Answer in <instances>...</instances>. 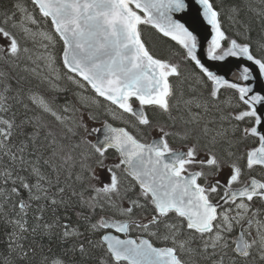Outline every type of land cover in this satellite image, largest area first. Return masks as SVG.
<instances>
[{
    "label": "snow or ice",
    "instance_id": "obj_1",
    "mask_svg": "<svg viewBox=\"0 0 264 264\" xmlns=\"http://www.w3.org/2000/svg\"><path fill=\"white\" fill-rule=\"evenodd\" d=\"M31 5L29 10L23 0H15L0 17V37L7 41L0 44V60L11 65L30 51L21 47L18 34L25 41L38 37L46 49L62 43L63 78L80 91L75 93L79 107L63 106L72 116L62 115L36 93L29 95L30 103L73 135L77 128L89 135L101 131H89L85 123V116L97 119L93 108L106 109L136 134L105 121L103 139L82 140L89 148L81 162L86 175L76 180L87 181V187L78 192L61 184L73 157L55 163L63 147H56L51 131L45 136L51 137V158L43 160L51 172L42 169L36 141L47 126L13 111L9 100L23 104L22 89L10 97L5 82L0 90V220L10 231L6 252L0 254L3 264H264V94L252 86L264 79V7L256 12L262 26L256 39L250 25L237 18L240 8L229 9L228 19L243 28L237 39L227 35L224 13L213 0H31ZM194 6L211 30L203 50L207 59L244 62L237 65L234 79L202 62L201 40L184 22ZM37 13L50 22V31L39 29ZM142 26L182 51H170L168 58L157 55L146 46ZM46 60L54 79H61L55 57L49 54ZM185 83L191 93L187 99ZM181 107L186 115L174 116ZM213 109L217 116L200 129L204 143L196 136L186 151L170 146L169 137L190 140L195 130L188 126L201 125ZM177 120L185 125L182 134L172 130ZM145 129L158 137L144 142ZM110 150L118 156L111 165L105 162ZM98 170L107 172V180ZM73 197L89 212L77 213L83 231L61 223L58 215L61 207H74ZM97 209L111 214L93 221ZM49 211L50 221L45 218ZM133 229L140 233L135 238ZM38 233L58 240L62 250L45 251L40 245L38 253L26 247L28 235Z\"/></svg>",
    "mask_w": 264,
    "mask_h": 264
},
{
    "label": "trees",
    "instance_id": "obj_2",
    "mask_svg": "<svg viewBox=\"0 0 264 264\" xmlns=\"http://www.w3.org/2000/svg\"><path fill=\"white\" fill-rule=\"evenodd\" d=\"M26 7L29 8V10L32 9L31 1L30 0H23ZM15 0H0V17L3 16V12L6 10L13 9ZM213 3L217 7L218 10H222L224 15L222 17L224 21V28L228 36L234 37L237 39H241V37L237 36V32H242L243 28L241 27V24H248L250 25L252 31L251 36L253 39H256L258 35L261 33V23L260 18L256 16V12L260 11L261 7H264L260 0H213ZM238 6L240 8L239 16L237 17L241 24H233L228 19V12L229 9ZM253 9L255 11H253ZM258 9V10H257ZM38 20L41 21L39 25L40 30H48L50 31V22H47V24L43 21V18L39 16L37 13ZM4 21L3 19H0V25H3ZM31 26V25H29ZM43 26V27H42ZM33 27V26H31ZM143 28V38L146 42V46L149 47L150 50H152L157 55H161L165 58H168L170 55V51H182L179 49V46L175 44L174 41H171L169 38L162 36L160 33L156 32L154 29L148 27V26H142ZM33 30H36L35 28ZM17 38L20 40L21 47H27L29 49H32V44L29 43V41H25L22 37V35L18 34ZM23 42V43H22ZM7 41L0 37V44H6ZM61 52H62V43H58L56 47L54 48L53 56L55 57V60L57 62V65L60 67L62 76L57 83H55V87L49 86L44 84L39 79L32 76L28 69V66L30 63L27 61L26 54H23L21 59L16 61L14 64H6L3 60H0V90H2L3 84L6 82L10 85V91L6 95L10 97H15L17 95V90L22 89L21 93V99L23 101V104H27L29 110H25L23 107V104L17 103L16 100L10 99L9 103L13 106V111H17L20 114V118H23V116L26 114L28 117H34L38 119L41 123L45 124L47 127L43 128L39 136L37 138V155H41L40 164L44 171L51 172V169L48 167V165H44L43 160L46 158H51V153L53 150L52 146H49L48 140L51 139V137H48V139H45V136L49 131H51L58 142L56 147H63V153H61L58 158L55 159V163L60 164L62 163V158L66 155H71L73 157V161L70 163L73 165L70 169L65 166V169L61 173V184L64 183L71 184L78 192L84 188L87 187V181L80 182L76 180V176L78 174H84L83 169L81 168V162L84 161V153H87L89 151L88 144L82 143V140H86L91 143L90 137L88 133L84 131L83 128H77L75 129L76 134L73 135L72 133H69L67 131V128L61 125L59 122L55 121V119L49 115L40 112L39 109H36L29 100V95L32 93L39 94L43 96L46 100L51 102L53 109L60 112L62 115L66 116H72V112L64 113L63 112V106L67 102H71L72 104H75L76 107H79V105L76 103V92H79L80 90L77 89L74 85L70 84L66 79L63 78V74L65 70L63 69L62 62H61ZM173 59L179 60V57H174ZM182 70L183 65H182ZM198 73V70H196ZM187 74V72L185 73ZM184 92H185V98H190L191 93L188 89V84L185 83L183 85ZM90 93V89H89ZM94 95V94H93ZM206 95V93H205ZM102 103H106L103 102ZM195 111V109H193ZM88 111V110H85ZM97 116L96 120H88L87 116H85V123L88 125V127L92 125L101 124L105 121L109 122L110 124L114 126H120V127H127L130 132H132L134 135L136 134V130L131 128L129 125H125L122 121L119 120H113L111 116L108 115L107 110L104 108H101L99 110L93 108L91 109ZM118 111V110H117ZM149 114H151L149 112ZM181 114H185V109L181 107L180 111H173L174 116H180ZM76 117L79 118L80 112H77ZM126 115V114H125ZM217 116V113L215 109H213L211 112L207 114L205 117V120L201 122V125H190L188 127L193 128L194 135L193 137L188 140L187 142L181 140L178 136V141L173 143L171 142L170 137L169 143L170 146L173 149H186L188 145L195 142L196 136H200L201 143H204L207 138L203 137L200 134V129L204 122L210 120L211 118ZM129 120H131V117H127ZM69 126L71 125V121H68ZM214 126V125H210ZM185 125L179 120H177V126L176 128L172 129L173 131H179L181 134L183 133ZM27 131L31 132L32 128L29 127ZM156 135H159L158 132H154L148 129L144 130V133L142 134V139L144 142H148L151 138L155 137ZM140 138V137H138ZM79 145V147H76ZM108 159L105 161L107 164L111 165L113 163L118 162V156L113 151H109ZM91 162V161H87ZM100 171V175L107 180L108 174L106 171L98 170ZM69 172L71 173V176L69 177ZM259 178V177H258ZM71 192V189H69V194ZM88 192H85V197L87 198ZM67 198V194H66ZM72 205L74 207H71L67 210H65L63 207H61L58 210V215L61 219V223H70L73 227L80 226V230L83 231V221L79 220L77 213L83 211L85 214H89L88 209L84 208L81 209L78 205V197H73L71 201ZM105 214H111L101 212L100 209L96 210V214L92 216L93 221L99 218L100 215ZM45 218L47 220L52 219V214L49 211L45 214ZM34 221L31 218V214L29 215V224L31 225ZM10 231L9 228L5 226L2 220H0V254L6 252V243H7V232ZM56 231H59L57 229ZM158 244V243H157ZM43 245L45 248V251H47L48 247H52L56 251L62 250V246L59 244L58 240L56 239H49L47 236H41L39 233L35 236H32L31 234L28 235L27 241L25 242V246H31L37 248V252L39 253V246ZM158 246H160L158 244ZM79 257L77 256V259ZM37 259H39V255L37 256ZM0 264H3L2 259H0Z\"/></svg>",
    "mask_w": 264,
    "mask_h": 264
},
{
    "label": "water",
    "instance_id": "obj_3",
    "mask_svg": "<svg viewBox=\"0 0 264 264\" xmlns=\"http://www.w3.org/2000/svg\"><path fill=\"white\" fill-rule=\"evenodd\" d=\"M196 7L194 6L192 12L184 18V22L186 25L189 26L192 30L196 32L199 36L202 44V48L200 50V58L202 62L205 64L206 67L209 68L210 71H213L219 75L225 76L227 79L232 80L234 79L233 73L236 71L237 65L240 63H244L243 61H237L234 58H230L226 62H216V61H209L204 54V49L207 47V40L211 37V30L210 26H208L205 22L202 21V18L198 16L196 11ZM252 86L262 94H264V79L258 78L257 80L252 82ZM264 112V109H261ZM95 141L97 139H103V130L101 127V131L94 135Z\"/></svg>",
    "mask_w": 264,
    "mask_h": 264
},
{
    "label": "rangeland",
    "instance_id": "obj_4",
    "mask_svg": "<svg viewBox=\"0 0 264 264\" xmlns=\"http://www.w3.org/2000/svg\"><path fill=\"white\" fill-rule=\"evenodd\" d=\"M28 41L32 43V49H30V51L26 54L27 61L30 63V65L28 66L29 73L45 84L53 86V84L57 83V81L59 80L54 79L55 73L49 71L46 60L47 55H53V48L49 47L46 49L42 47V42L38 37L35 41H33L32 39H28ZM29 57L31 58L29 59ZM55 67L60 72V68L57 65V62L55 64ZM50 80L52 81V83L49 82Z\"/></svg>",
    "mask_w": 264,
    "mask_h": 264
},
{
    "label": "bare ground",
    "instance_id": "obj_5",
    "mask_svg": "<svg viewBox=\"0 0 264 264\" xmlns=\"http://www.w3.org/2000/svg\"><path fill=\"white\" fill-rule=\"evenodd\" d=\"M264 6V5H263ZM258 10V9H257ZM43 27V26H42ZM23 43V42H22ZM53 51H54V48H53ZM23 55V54H22ZM60 68V67H59ZM28 70V69H27ZM60 74H61V76H62V72H61V69H60ZM41 81V80H40ZM44 83V82H43ZM45 84V83H44ZM47 85V84H46ZM170 139H171V142H173V143H175V142H177L178 141V136H173V137H170Z\"/></svg>",
    "mask_w": 264,
    "mask_h": 264
},
{
    "label": "flooded vegetation",
    "instance_id": "obj_6",
    "mask_svg": "<svg viewBox=\"0 0 264 264\" xmlns=\"http://www.w3.org/2000/svg\"><path fill=\"white\" fill-rule=\"evenodd\" d=\"M150 142V141H149ZM140 233H139V230H132V232L130 233V235H132V236H137V235H139Z\"/></svg>",
    "mask_w": 264,
    "mask_h": 264
}]
</instances>
